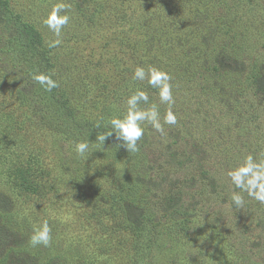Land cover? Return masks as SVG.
<instances>
[{
    "label": "rangeland",
    "instance_id": "374dc122",
    "mask_svg": "<svg viewBox=\"0 0 264 264\" xmlns=\"http://www.w3.org/2000/svg\"><path fill=\"white\" fill-rule=\"evenodd\" d=\"M5 1L0 264H264V204L242 193L245 204L237 208L231 196L239 189L226 175L249 154L264 160V0ZM61 2L70 5V22L62 43L50 47L57 37L43 21ZM17 20L40 33L46 61L28 53L19 56L29 60L21 65L8 49ZM137 66L169 73L177 117L162 133L141 125L137 152L148 153L149 166L162 170L147 182L134 162L137 152H128L114 134L102 146L81 136L97 126L106 133L137 90L148 94L140 107L156 104L163 123L168 106L147 80L134 79ZM38 73L59 83L48 94L69 105L58 130L32 113L43 101L33 79ZM29 93L37 101L28 100ZM77 142L88 143L83 156ZM164 145L186 148L200 162L215 160L221 169L209 172L220 184L206 186L194 167L165 168ZM15 168L22 169L19 179ZM168 196L172 200L162 204ZM94 205L103 209L97 222ZM140 211L149 216L141 239L126 227ZM43 220L52 240L32 247L33 229Z\"/></svg>",
    "mask_w": 264,
    "mask_h": 264
},
{
    "label": "clouds",
    "instance_id": "9594fccd",
    "mask_svg": "<svg viewBox=\"0 0 264 264\" xmlns=\"http://www.w3.org/2000/svg\"><path fill=\"white\" fill-rule=\"evenodd\" d=\"M70 5L66 3H57L48 13L43 23L50 29L57 39L50 43V47H56L62 43L59 37L65 26L70 22L68 11ZM33 79L39 83L45 91H51L59 87V83L50 75L38 73L33 75ZM134 79L144 81L147 80L148 85L158 90V97L162 104H166L167 110L163 116L161 123V115L156 104H152L149 108H141V102L148 103V94L143 90H137L127 99L126 113L121 116H116L110 119L108 131L99 134L96 139L99 143L103 142L111 135L123 142V146L128 152H137L138 141L144 135V128L141 126L143 122H147L156 132L162 133L164 124L175 125L177 117L172 110V105L175 103L173 97L172 77L166 71H162L156 67L149 66L147 71L144 67L137 66L134 70ZM88 149V143L77 142L75 151L78 155L83 156ZM227 177L235 189L231 200L237 207H242L245 204L244 195L255 199L264 204V160H257L253 155H247L241 163L227 172ZM52 240V229L48 220H43L40 225L33 229V234L30 237L32 247L49 246Z\"/></svg>",
    "mask_w": 264,
    "mask_h": 264
},
{
    "label": "trees",
    "instance_id": "16d2710c",
    "mask_svg": "<svg viewBox=\"0 0 264 264\" xmlns=\"http://www.w3.org/2000/svg\"><path fill=\"white\" fill-rule=\"evenodd\" d=\"M0 6L3 7L4 15H6V9L8 8L6 1L0 0ZM5 42V44H7L8 46V49L16 52L20 62L19 64L21 65H24L27 63V61H29H23L25 56L28 58V53L30 54V56L35 57L37 63H40L43 60L46 61L45 52L39 49V46H41L43 43L42 37L37 29H35L28 23L20 22L19 20H17L14 36L7 38ZM19 56H21L23 59L19 58ZM35 88L36 95H38V97L40 96V98L46 102L40 101V105H42V107H38L40 105L36 104L32 105L31 109L34 117L42 125L58 130L65 115L71 113V111L69 110V105H67L66 101L58 103L60 99L58 97L55 99L54 95L48 94V91H45L39 83H37ZM29 96L30 98L28 97V100L32 98L33 101H37L32 97V94L29 93ZM68 124L71 123L69 122ZM82 128H84V126H79L78 130H81ZM83 130L81 133L82 138L87 141H94L95 143L98 141L96 137L100 133H104V129L101 126H97V129L94 128L90 133L85 129ZM84 135L87 136L83 137ZM164 146L166 147L165 149L160 151L159 156L164 158V162L160 163L162 165H165V168L189 169L190 167H194L198 171L200 177L205 180L206 186H209L210 188H213V190H215L216 186L220 184V182L217 180V174H214L212 176L209 172L211 169H214L216 173H219L218 171L221 168L217 165V162L215 160L209 159L207 162L206 159H204L202 162H200L197 157L198 154H194L186 150V148L177 146L173 148V146L171 145ZM139 152L141 153L139 154ZM139 152H137V155H135L134 162H140L141 168L143 167L145 173L149 175V177L144 179L145 182H147L148 180H156V177L159 175V173H162V170L158 166H156L155 168L153 165L149 166L146 156L148 155V153H145L142 149ZM21 170L16 171L15 168L13 173L15 178L19 179L20 173H22ZM169 198L170 196L163 198L162 204H164ZM170 200H172V198H170ZM95 209H97V211H95ZM101 210L103 211L102 208L95 205L91 210V218L96 222L98 221V219L95 215ZM148 219V214L140 211L138 215L131 218V220L126 224V227L129 230H132L137 235V237L141 239L143 238L144 228L146 227L145 224H148ZM101 224L102 223H100L99 225L101 226ZM253 244L262 247V245L259 244V241Z\"/></svg>",
    "mask_w": 264,
    "mask_h": 264
}]
</instances>
